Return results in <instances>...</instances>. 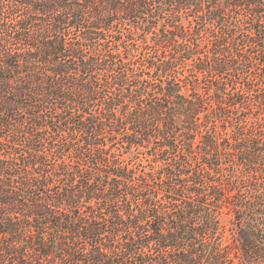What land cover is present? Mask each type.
Listing matches in <instances>:
<instances>
[{
	"label": "trees",
	"instance_id": "16d2710c",
	"mask_svg": "<svg viewBox=\"0 0 264 264\" xmlns=\"http://www.w3.org/2000/svg\"><path fill=\"white\" fill-rule=\"evenodd\" d=\"M0 264H264V0H0Z\"/></svg>",
	"mask_w": 264,
	"mask_h": 264
},
{
	"label": "rangeland",
	"instance_id": "374dc122",
	"mask_svg": "<svg viewBox=\"0 0 264 264\" xmlns=\"http://www.w3.org/2000/svg\"><path fill=\"white\" fill-rule=\"evenodd\" d=\"M21 140H24V139H21ZM225 221L227 224L228 232L225 235V241L224 242L227 244V243H230L232 241V232L229 231L231 229L230 216H225Z\"/></svg>",
	"mask_w": 264,
	"mask_h": 264
}]
</instances>
